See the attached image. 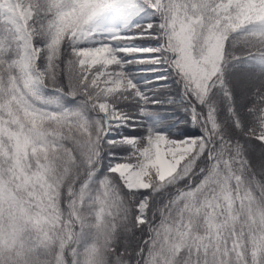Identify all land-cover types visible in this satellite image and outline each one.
<instances>
[{
	"label": "snow or ice",
	"instance_id": "obj_1",
	"mask_svg": "<svg viewBox=\"0 0 264 264\" xmlns=\"http://www.w3.org/2000/svg\"><path fill=\"white\" fill-rule=\"evenodd\" d=\"M0 264H264V0H0Z\"/></svg>",
	"mask_w": 264,
	"mask_h": 264
}]
</instances>
